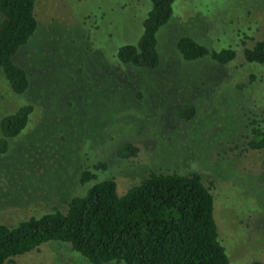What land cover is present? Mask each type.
<instances>
[{
    "label": "rangeland",
    "instance_id": "obj_1",
    "mask_svg": "<svg viewBox=\"0 0 264 264\" xmlns=\"http://www.w3.org/2000/svg\"><path fill=\"white\" fill-rule=\"evenodd\" d=\"M148 9V0H35L36 29L13 57L28 81L18 101L34 111L0 157V224L62 212L100 180L122 195L150 172L195 173L212 196L229 264L264 262V148L246 145L253 126L264 130V65L242 55L264 39V0H174L155 34L153 71L115 59L138 39ZM182 36L235 56L185 62L175 50ZM1 85L0 77V109L12 110L16 99ZM183 104L192 119L174 114ZM125 143L136 154L118 158ZM84 170L95 179L81 185ZM8 264L88 263L47 242Z\"/></svg>",
    "mask_w": 264,
    "mask_h": 264
},
{
    "label": "trees",
    "instance_id": "obj_2",
    "mask_svg": "<svg viewBox=\"0 0 264 264\" xmlns=\"http://www.w3.org/2000/svg\"><path fill=\"white\" fill-rule=\"evenodd\" d=\"M35 0H0V77L2 88L16 99V106L0 109V157L8 141L28 126L34 107L18 101L27 89L24 70L13 57L33 35L37 23ZM149 9L134 44L120 46L115 59L122 65L153 71L159 64L156 32L172 15L174 0H148ZM175 50L185 62L209 59L225 65L233 60L231 48L210 49L182 36ZM248 64L264 65V39L243 48ZM18 101V102H17ZM182 120L193 118V106H176ZM246 145L264 148V130L253 126ZM121 159L133 157L130 143L115 152ZM100 163L93 170H101ZM95 176L89 170L80 174L79 183ZM213 199L195 173L150 172L122 195L111 179L92 183L80 196L71 198L64 211L53 209L7 226L0 224V264L38 249L47 242L65 244L88 264H229L218 241L213 220ZM252 264H264L253 262Z\"/></svg>",
    "mask_w": 264,
    "mask_h": 264
}]
</instances>
